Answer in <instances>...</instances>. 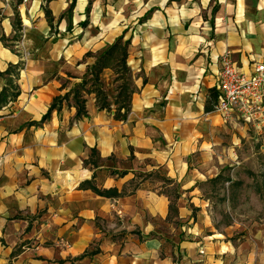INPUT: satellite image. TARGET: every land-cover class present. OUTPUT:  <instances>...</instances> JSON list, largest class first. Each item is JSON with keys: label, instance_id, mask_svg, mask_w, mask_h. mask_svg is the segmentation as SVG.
I'll return each instance as SVG.
<instances>
[{"label": "crops", "instance_id": "1", "mask_svg": "<svg viewBox=\"0 0 264 264\" xmlns=\"http://www.w3.org/2000/svg\"><path fill=\"white\" fill-rule=\"evenodd\" d=\"M227 50L264 62V0H0V264H264L205 218L251 137L214 108Z\"/></svg>", "mask_w": 264, "mask_h": 264}, {"label": "rangeland", "instance_id": "2", "mask_svg": "<svg viewBox=\"0 0 264 264\" xmlns=\"http://www.w3.org/2000/svg\"><path fill=\"white\" fill-rule=\"evenodd\" d=\"M119 16L113 13L112 17ZM113 68L123 85L128 71L116 62ZM250 135L237 147L236 162L224 168L223 179L205 189V218L219 229H235L229 238L252 240L258 248L264 247V133L250 131ZM228 178L233 179L226 181Z\"/></svg>", "mask_w": 264, "mask_h": 264}, {"label": "built area", "instance_id": "3", "mask_svg": "<svg viewBox=\"0 0 264 264\" xmlns=\"http://www.w3.org/2000/svg\"><path fill=\"white\" fill-rule=\"evenodd\" d=\"M220 62L215 110L248 131L264 133V62L253 61L251 71H243L229 50Z\"/></svg>", "mask_w": 264, "mask_h": 264}, {"label": "trees", "instance_id": "4", "mask_svg": "<svg viewBox=\"0 0 264 264\" xmlns=\"http://www.w3.org/2000/svg\"><path fill=\"white\" fill-rule=\"evenodd\" d=\"M73 6V3L71 4V8ZM48 13V10H47ZM129 44V40L127 41H123L122 37H118L117 40L112 43L102 54L101 58H103V60L101 61V63H97L95 65V70L96 72L94 73V80L95 82H99V73L101 71V69L105 66L108 65H114V63H118L120 64V66H122L126 71H128V66H127V47ZM121 92H120V96L121 98V103L119 104V107L117 109V116L121 115L120 111L122 107H125L127 109V105H128V99H129V84L128 81L126 80V82L121 86ZM98 94L101 96L103 94V91L98 88L97 89ZM77 93H75L76 96ZM79 99H77L78 101ZM78 110H77V115H80L83 111H84V105H83V101H78ZM56 104L55 102L51 105L50 110L52 109V107H54ZM102 107L103 106H108L107 101L104 99L102 100ZM48 114V113H47Z\"/></svg>", "mask_w": 264, "mask_h": 264}]
</instances>
